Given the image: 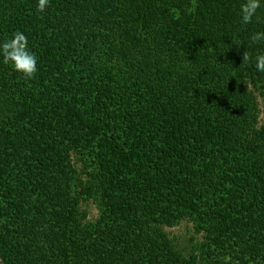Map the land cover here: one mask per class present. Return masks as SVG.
<instances>
[{"label":"trees","instance_id":"1","mask_svg":"<svg viewBox=\"0 0 264 264\" xmlns=\"http://www.w3.org/2000/svg\"><path fill=\"white\" fill-rule=\"evenodd\" d=\"M241 2L0 0V42L38 56L0 63L2 264H264V7Z\"/></svg>","mask_w":264,"mask_h":264},{"label":"clouds","instance_id":"2","mask_svg":"<svg viewBox=\"0 0 264 264\" xmlns=\"http://www.w3.org/2000/svg\"><path fill=\"white\" fill-rule=\"evenodd\" d=\"M51 0H36V11L44 13L49 7ZM264 7V0H242L239 4V18L242 24L247 25L253 22L258 10ZM187 13L195 11V3L187 8ZM252 44L264 42V30H257L249 36ZM243 59L251 62L253 57L250 53L244 52ZM0 63L9 65L13 71L25 78L31 79L38 70V56L29 46V38L22 31H15L9 38L0 42ZM254 68L257 73H264V52L254 57Z\"/></svg>","mask_w":264,"mask_h":264},{"label":"rangeland","instance_id":"3","mask_svg":"<svg viewBox=\"0 0 264 264\" xmlns=\"http://www.w3.org/2000/svg\"><path fill=\"white\" fill-rule=\"evenodd\" d=\"M261 110V117L260 121L264 120V103L261 98H258ZM84 208L88 211L89 219L93 220L98 215L96 209L93 205L88 204L84 205ZM166 233L169 235L171 239L174 240L175 244L177 245L178 249L184 254L189 255L193 250H195L196 243L201 241V237L194 234L191 224L189 223H182L178 227L173 229H166ZM0 264L2 261L0 259Z\"/></svg>","mask_w":264,"mask_h":264}]
</instances>
